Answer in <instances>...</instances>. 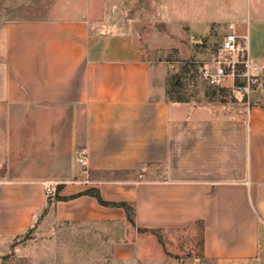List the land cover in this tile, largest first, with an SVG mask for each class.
I'll return each instance as SVG.
<instances>
[{"label": "crops", "instance_id": "0c3cea01", "mask_svg": "<svg viewBox=\"0 0 264 264\" xmlns=\"http://www.w3.org/2000/svg\"><path fill=\"white\" fill-rule=\"evenodd\" d=\"M206 3L245 12L228 24L263 71L264 0H184ZM68 5L0 11V264H264V76L250 107L231 79L214 86L234 100H168L145 52L170 43L104 30L92 0ZM191 16L201 35L214 27Z\"/></svg>", "mask_w": 264, "mask_h": 264}, {"label": "rangeland", "instance_id": "374dc122", "mask_svg": "<svg viewBox=\"0 0 264 264\" xmlns=\"http://www.w3.org/2000/svg\"><path fill=\"white\" fill-rule=\"evenodd\" d=\"M92 1L97 7V20L101 22L100 24H105L104 30L135 28L162 46H168L169 43L173 46L145 52L154 59L159 89L168 100L186 97L195 103L207 100L217 103L234 100L233 95H219L217 86L208 85L201 75V69L204 63L211 61L212 52L216 51L227 32L228 22L237 20L238 15L242 13L245 15V12L215 10L208 8V3L197 12H190L185 8L184 0H177L172 7L169 0ZM69 2L70 0H0V11L6 9V13L11 17L40 18L50 15L54 6L59 4L70 15ZM8 5H15L16 11L8 9ZM191 15H194L195 19L198 17L196 20L199 22L212 19L214 27L209 33L201 35L200 29L191 23ZM204 37L206 38L203 39ZM262 80L261 78L260 82ZM260 82L255 86L257 87ZM213 92L216 94L213 95ZM255 97L257 98L253 91L250 96L251 105ZM243 99L246 101L245 96ZM31 234L32 231H29L18 236L16 243L24 244L30 241ZM147 238L149 242L158 244L155 237ZM184 238L178 235L167 236L165 239L167 248L180 254L185 253L186 249L183 246L182 251L176 246L185 240ZM4 264L30 262L24 255L13 254Z\"/></svg>", "mask_w": 264, "mask_h": 264}, {"label": "built area", "instance_id": "2783aa9c", "mask_svg": "<svg viewBox=\"0 0 264 264\" xmlns=\"http://www.w3.org/2000/svg\"><path fill=\"white\" fill-rule=\"evenodd\" d=\"M227 27L228 32L215 51L214 69L203 66L201 75L210 85H218L226 79H231L232 88L246 97V104L250 107V96L254 86L264 75L261 66L253 62L249 56L248 34H238L233 23H229ZM53 193L54 189L51 186L46 189L48 196Z\"/></svg>", "mask_w": 264, "mask_h": 264}, {"label": "trees", "instance_id": "16d2710c", "mask_svg": "<svg viewBox=\"0 0 264 264\" xmlns=\"http://www.w3.org/2000/svg\"><path fill=\"white\" fill-rule=\"evenodd\" d=\"M213 94H215V92H213ZM95 196H96V198L98 199V201L100 203H102V204H108V203H106V202H104L102 200V198L100 197V195L98 193H96ZM113 205L123 207L126 210V214H127L128 221L131 224H134L135 208H134L133 204L123 202V203H116V204H113Z\"/></svg>", "mask_w": 264, "mask_h": 264}, {"label": "water", "instance_id": "95a60500", "mask_svg": "<svg viewBox=\"0 0 264 264\" xmlns=\"http://www.w3.org/2000/svg\"><path fill=\"white\" fill-rule=\"evenodd\" d=\"M206 37H204L203 39H205ZM263 72V74H264V70L262 71Z\"/></svg>", "mask_w": 264, "mask_h": 264}]
</instances>
